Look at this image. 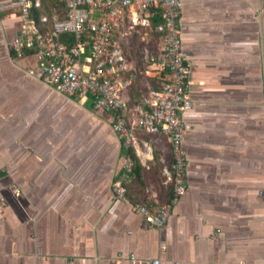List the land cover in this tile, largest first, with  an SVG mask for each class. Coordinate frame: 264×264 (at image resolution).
<instances>
[{"label": "crops", "instance_id": "1", "mask_svg": "<svg viewBox=\"0 0 264 264\" xmlns=\"http://www.w3.org/2000/svg\"><path fill=\"white\" fill-rule=\"evenodd\" d=\"M9 1L0 0V264H264V0H180L186 191L158 228L130 206L172 197L167 140L135 133L148 148L141 160L132 147L143 171L123 182L127 201L115 198L127 154L112 114L42 81L32 50L15 57L7 43L21 18L2 7ZM156 21L126 12L112 37L134 67L121 92L129 107L163 82L145 60L159 52Z\"/></svg>", "mask_w": 264, "mask_h": 264}, {"label": "built area", "instance_id": "2", "mask_svg": "<svg viewBox=\"0 0 264 264\" xmlns=\"http://www.w3.org/2000/svg\"><path fill=\"white\" fill-rule=\"evenodd\" d=\"M59 8L53 7L47 13L42 10V0H11L3 8L18 10L21 23L18 33L8 43V49L15 57L32 50L39 62V78L56 87L68 96H75L79 102L90 100L97 112L112 114V129L125 148H136L139 158L148 148H141L136 132L160 134L168 142L172 164L170 182L172 197L157 203L154 209L143 204H132L131 210L145 218L149 226L161 227L171 207L186 191L183 174L185 157L182 142L190 129L183 114L192 102L188 96L189 66L181 48L179 26L180 0H57ZM126 12H133L137 22L148 26L156 18L153 29L158 34L159 52L145 60L155 63L164 71L163 82L141 97V103L129 107L121 96L131 82L132 64L114 51V31L125 21ZM70 36L71 42L65 41ZM67 38V37H66ZM67 40V39H66ZM264 53V51H263ZM126 73V75H125ZM126 114L128 117H126ZM144 164V163H143ZM132 160L127 154L122 163L121 176L112 182L111 191L115 198L127 201L123 182L132 170ZM18 193L16 187L11 189ZM5 198L0 197V214ZM130 261H135L130 254ZM148 264H160L152 258Z\"/></svg>", "mask_w": 264, "mask_h": 264}, {"label": "trees", "instance_id": "3", "mask_svg": "<svg viewBox=\"0 0 264 264\" xmlns=\"http://www.w3.org/2000/svg\"><path fill=\"white\" fill-rule=\"evenodd\" d=\"M60 6H61V3L59 1H57V0H42V10H36L35 13H34V16H36V18H37V15L41 11H45V12L49 13L51 11V8H53V7L59 8ZM69 37L70 36L64 35L65 41H68V43L71 42ZM124 149H125V153L128 154L131 157V160H132V163H133L132 174L131 175H135L138 178H140V176L142 174V171H143V167L140 165V163L138 161V158L136 157L132 147H128V148H124ZM168 184H169V187L173 186L172 182H169Z\"/></svg>", "mask_w": 264, "mask_h": 264}]
</instances>
